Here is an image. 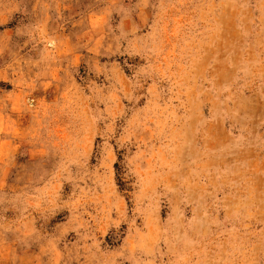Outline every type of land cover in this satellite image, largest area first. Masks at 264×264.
Here are the masks:
<instances>
[{
  "label": "rangeland",
  "instance_id": "374dc122",
  "mask_svg": "<svg viewBox=\"0 0 264 264\" xmlns=\"http://www.w3.org/2000/svg\"><path fill=\"white\" fill-rule=\"evenodd\" d=\"M0 264H264V0H0Z\"/></svg>",
  "mask_w": 264,
  "mask_h": 264
}]
</instances>
